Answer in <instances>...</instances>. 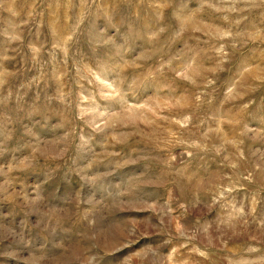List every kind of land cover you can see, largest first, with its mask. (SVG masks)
<instances>
[{"label":"rangeland","instance_id":"obj_1","mask_svg":"<svg viewBox=\"0 0 264 264\" xmlns=\"http://www.w3.org/2000/svg\"><path fill=\"white\" fill-rule=\"evenodd\" d=\"M0 264H264V0H0Z\"/></svg>","mask_w":264,"mask_h":264}]
</instances>
